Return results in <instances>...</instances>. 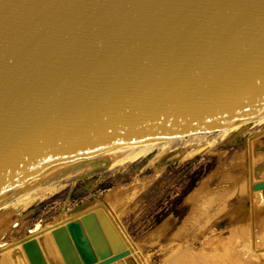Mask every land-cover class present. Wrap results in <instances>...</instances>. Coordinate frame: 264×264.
I'll use <instances>...</instances> for the list:
<instances>
[{
  "label": "water",
  "instance_id": "water-1",
  "mask_svg": "<svg viewBox=\"0 0 264 264\" xmlns=\"http://www.w3.org/2000/svg\"><path fill=\"white\" fill-rule=\"evenodd\" d=\"M262 112L264 0H0V208L115 148ZM105 212L108 253L73 217L0 258L35 264L34 239L41 264H139Z\"/></svg>",
  "mask_w": 264,
  "mask_h": 264
},
{
  "label": "rangeland",
  "instance_id": "rangeland-1",
  "mask_svg": "<svg viewBox=\"0 0 264 264\" xmlns=\"http://www.w3.org/2000/svg\"><path fill=\"white\" fill-rule=\"evenodd\" d=\"M210 131L191 141L186 136L162 143L128 162L81 165L57 181V190L30 205L1 207V236L20 239L38 221L61 223L74 216L72 207L89 201L106 211L140 264H172L173 257L184 253L181 261L192 264L193 252L202 258L212 251L214 238L236 229L245 237L237 234L234 247L245 251L247 243L264 260V206L252 197L257 176L264 178V121ZM215 194V204L206 212L202 203ZM105 246V253L110 252L107 242Z\"/></svg>",
  "mask_w": 264,
  "mask_h": 264
},
{
  "label": "bare ground",
  "instance_id": "bare-ground-1",
  "mask_svg": "<svg viewBox=\"0 0 264 264\" xmlns=\"http://www.w3.org/2000/svg\"><path fill=\"white\" fill-rule=\"evenodd\" d=\"M252 120L257 121V122L260 121V120L264 121V112L256 113V114L245 116V117H241V118L235 120L229 126L216 128V129L232 131V130L236 129V127H238L239 125H242L243 123L248 122V121H252ZM216 129H212V130H216ZM211 133H213V131L209 130V131H206V132L189 135L190 137L187 140L191 141L194 137H196L198 135L206 136V135H209ZM181 138H183V137H181ZM181 138H176V139H171V140H166V141H151V142H136V143L134 142V143H130V144L115 148V149L103 154L102 157H99V158H96V159H93V160L105 161V162H107V166H110L112 164V162L123 163V162H126L129 159H133L135 157H138V156H140V155L152 150L153 148H155L156 146H158V145H160L162 143H164L163 145L166 146L167 144L177 142ZM108 155L111 158H113L114 161H112V159L110 157H108ZM93 160H91V161H93ZM63 176H61V177H59V178H57V179H55V180H53V181H51L49 183L37 188L36 190L32 191L31 193L27 194L26 196L22 197L21 199L15 201V202L17 204H20V205H23V206H28L31 203H33L34 201H36L37 199L45 197L46 195H48L49 192H53V190H55L58 187L57 186V181H59V179L62 178ZM192 195H191V197H192ZM216 196L217 195L215 194V196H211V197L207 198L205 203H202L203 204L202 207L205 208L206 212H208L209 211L208 209L210 207H213V205L215 204ZM252 197H253V200L256 201L258 205L261 204V205L264 206V190L263 189L252 190ZM99 208H101V207L94 208V206H91V202H89V205L86 208H84V209H82V210H80L78 212L72 213V214L74 215L73 216L74 218L75 217H84L85 218L84 223H85V227H86L87 231L93 237V239L97 242L99 247H101V249H104V244L106 242V238H105L104 233L100 231V226H99V223H98L99 221H98V219H96V213H97V210ZM254 211H257V210H254ZM70 212H71V210H70ZM201 212H199V213H201ZM206 212H205V214H206ZM201 214H204V213L202 212ZM214 215H215V213H214ZM68 218H65L62 221H65ZM41 222H43V221H41ZM57 223L59 224V221ZM57 223H55L53 221L43 222V225L40 228H38L37 230L33 231L29 235L25 234L20 239H16L15 238L14 240H7L6 237L4 238V236L0 235V244H3V243L6 244L5 246L0 247V251L5 250L7 247H10L11 245H13L15 243H19V242L27 240V239H29L31 237H36L37 235L42 234L46 230L51 229L52 227H55L56 225H58ZM9 230H11V228H9ZM6 232H8V231H6ZM229 233L230 234L229 235L227 234L226 236H224V238H214L215 239V243L213 245L212 251H210V252L205 251L207 254L202 256V258L201 257L198 258L197 255L195 256L194 255L195 253L193 252L192 255L195 256V257L190 255L192 260L194 259L192 261V264H197V263L199 264V262H200V264H262L261 260H263V258L261 256H259V254L254 255V252H251V250L249 248V245H247V243L243 244V246L245 248V251H243V250L242 251H238L234 247V245H235L234 242L236 241L237 234L240 233L239 238H241L242 234L245 237V232H243V230H241V229L237 230L236 229L235 231L232 230ZM254 233H256V231ZM46 238L47 239L45 240V243H46L45 245L48 247L49 252L51 254H53L54 250H52L53 245L51 244L50 237L47 236ZM257 241H260V239H258ZM263 242H264V240H263ZM245 245L248 247V249H246ZM25 247H26L27 253L31 256V258L33 259L35 264H41L40 263L41 262V259H40L41 255H40V253L38 251V246H37L36 242L34 241V239H32L31 241H28L27 244L25 245ZM127 247L130 248L129 244H127ZM130 250H131V254L133 256H135L133 251H132V249H130ZM187 251H188V249H187ZM189 252L191 253V251H189ZM184 254H182V255L184 256ZM175 255H176V252H175ZM178 255L179 256L176 257V258L173 257V259L170 262H172V264H185L186 261H184V260H183L184 262L181 261V256L182 255L181 254H178ZM39 259H40V262H39ZM136 260H137V258H136ZM165 261H167V260H165ZM168 261L166 262V264H169ZM0 264H9V263L6 260L5 257H1L0 258Z\"/></svg>",
  "mask_w": 264,
  "mask_h": 264
}]
</instances>
